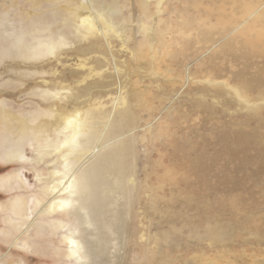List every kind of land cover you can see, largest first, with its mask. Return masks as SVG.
<instances>
[{
    "label": "bare ground",
    "instance_id": "obj_1",
    "mask_svg": "<svg viewBox=\"0 0 264 264\" xmlns=\"http://www.w3.org/2000/svg\"><path fill=\"white\" fill-rule=\"evenodd\" d=\"M8 1L10 10L0 14V61L10 60V69L31 77L33 86L23 95L31 110L14 108L18 95L0 97V168H8L0 176V194L7 197L0 201V244L9 247L6 257L15 250L20 258L13 264H27L28 255L52 251L66 264H115L113 251L121 248L120 264H129L130 254L147 262L136 210L142 90L123 92L116 67L126 62L114 55L113 43L132 40L135 58L146 40L161 38L167 0H52L56 7L20 18L15 0ZM25 1L33 10L49 2ZM216 1L223 9L229 5L235 19L223 30L204 23L205 41L243 60L247 72L253 59H264V0ZM74 56L81 59L75 66L67 60ZM109 66L112 72L102 70ZM251 78L264 92V72ZM253 140L238 132L227 150L245 154ZM257 156L264 165V151ZM208 233L214 239L223 234L218 226Z\"/></svg>",
    "mask_w": 264,
    "mask_h": 264
},
{
    "label": "rangeland",
    "instance_id": "obj_2",
    "mask_svg": "<svg viewBox=\"0 0 264 264\" xmlns=\"http://www.w3.org/2000/svg\"><path fill=\"white\" fill-rule=\"evenodd\" d=\"M57 3L49 0L33 10L25 0H15L16 14L18 18L26 12L37 14ZM163 4L160 27L165 31L157 40H146L137 57L129 53L132 40L126 46L118 39L113 43L114 55L126 62L116 67L123 92L138 86L144 104L136 109V174L141 185L136 210L140 243L149 259L130 254L127 262L264 264V165L257 156L264 151V92L251 78L264 72V59H253L245 72L243 60L205 41L204 23L223 30L233 22L229 5L223 9L224 4L216 0H167ZM3 10H10L8 0H0V14ZM67 60L73 66L81 63L75 56ZM6 61H0V97L2 92L18 95L14 108L31 110L29 98L23 95L32 88V78L13 72V63ZM111 93L116 96L115 90ZM105 103L109 104L108 98ZM238 132L254 140L247 153L231 156L227 145ZM7 172L8 168H0V176ZM2 195L1 202L7 198ZM212 226L223 233L217 239L208 233ZM0 245L5 264L20 258L15 250L7 258L9 247ZM113 253L115 264H120L124 250ZM26 261L66 264L52 251L28 255Z\"/></svg>",
    "mask_w": 264,
    "mask_h": 264
}]
</instances>
